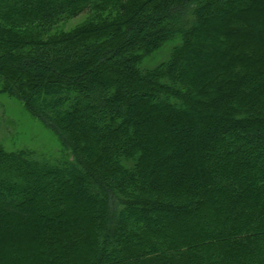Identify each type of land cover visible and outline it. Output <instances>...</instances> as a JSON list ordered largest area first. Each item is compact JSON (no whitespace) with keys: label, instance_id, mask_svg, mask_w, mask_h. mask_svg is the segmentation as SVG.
Returning a JSON list of instances; mask_svg holds the SVG:
<instances>
[{"label":"trees","instance_id":"16d2710c","mask_svg":"<svg viewBox=\"0 0 264 264\" xmlns=\"http://www.w3.org/2000/svg\"><path fill=\"white\" fill-rule=\"evenodd\" d=\"M91 1L0 0V78L68 151L0 147V264H264V0L21 32Z\"/></svg>","mask_w":264,"mask_h":264},{"label":"rangeland","instance_id":"374dc122","mask_svg":"<svg viewBox=\"0 0 264 264\" xmlns=\"http://www.w3.org/2000/svg\"><path fill=\"white\" fill-rule=\"evenodd\" d=\"M133 1L137 0H93L91 1L93 6H97L93 10L89 7L76 16L50 27L27 26L21 32L35 39L64 35L87 24L107 23L113 19L123 18L124 6ZM170 45L171 43H166L160 51L157 50L153 52L154 54L145 56L143 58L145 64L153 65L158 55H160L159 59L165 58ZM4 83L3 78H0V147L9 152L21 150L26 154L30 152L33 153V157L42 161H62L68 153L65 145L52 130L32 116L17 95L11 94L6 89ZM86 179L84 177V180Z\"/></svg>","mask_w":264,"mask_h":264}]
</instances>
